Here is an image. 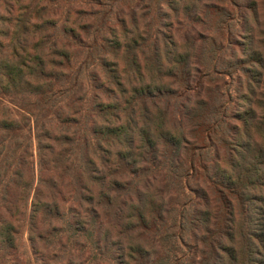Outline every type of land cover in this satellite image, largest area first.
<instances>
[{"label":"trees","instance_id":"16d2710c","mask_svg":"<svg viewBox=\"0 0 264 264\" xmlns=\"http://www.w3.org/2000/svg\"><path fill=\"white\" fill-rule=\"evenodd\" d=\"M166 1L173 13L179 2L193 4L189 15L203 6L201 0ZM227 1L232 0H214L209 8L225 12ZM39 2L0 0V249L8 248L14 262H21L15 235L22 234L29 211L32 250L42 264H59L51 249L61 250L63 236L48 233L61 231L68 213L77 232L97 234L98 242L91 241L94 264L111 257L117 264H264V90L255 106L249 99V109L235 113L243 130L234 126L231 154L222 166L212 136L220 124L212 120L205 126L202 92L192 100L189 87L180 94L174 87L190 75L195 56L167 42L166 34L164 42L158 35L146 45L139 33L141 22L146 31L152 25L145 22L146 11L127 6L131 17L121 20L118 34L101 19L93 28L81 24L73 2L74 21L60 16L59 0ZM99 14L105 23L108 11L101 8ZM91 29L95 49L113 53L112 60L103 59L110 66L102 74L105 96L95 99L92 119L81 108L76 75L61 70L71 66L74 45L88 41ZM250 46L258 53L256 73L264 76V42L260 49L255 40ZM210 49V56H200L206 62L199 57L198 64L218 61ZM182 96L179 119L169 107ZM206 141L214 168L206 159ZM172 189L182 201L169 210ZM152 234L164 235L167 255L152 254ZM190 241L197 243L193 253ZM65 261L73 263L72 255Z\"/></svg>","mask_w":264,"mask_h":264},{"label":"rangeland","instance_id":"374dc122","mask_svg":"<svg viewBox=\"0 0 264 264\" xmlns=\"http://www.w3.org/2000/svg\"><path fill=\"white\" fill-rule=\"evenodd\" d=\"M46 1L40 0L39 4L43 5ZM218 1L220 2L221 0ZM72 2L76 6L78 5V10L82 17L81 24L91 25V28H93V24L98 23V25H101L99 22V19H101L102 26H105V24L106 26L110 25L118 34L123 32V28H121L122 26L120 25L122 22L121 20H127L131 17V14L127 13V10L130 11L131 7H133L139 12L142 9L146 11L145 22L149 21L152 24L146 31L143 27L144 22H141L142 19L140 17L138 19L139 23L141 22L139 33L145 35L147 39L146 45L152 46L155 43L152 41H154L158 35L160 41L164 42L162 34H166L165 40L167 42H172L174 40L185 47V52L191 53L193 57L195 56L190 75L182 82H177L176 80L174 87L178 88L179 94L183 89L185 90L189 87L188 92H190L189 95L192 100L194 99V94L202 92L201 96L208 105L205 111L206 117L204 124L206 126L208 123V125H210L212 120L219 121L220 126L216 127L214 133H212V131L215 127H211L208 133H212L214 137L213 141L218 145L217 148L221 165L226 166L229 155L231 154L232 145H230V143L234 135V126L236 125L243 130L242 124L236 119L235 113L244 114V112L249 109V99L252 100L253 106H255L257 103L256 101H261L259 100L261 98L260 95L264 90V76L256 73L260 68L256 59L258 53L252 50L250 46L252 40H255L258 47L260 43L264 42V0L227 1L224 5L226 7L225 12L209 8L211 4H215L213 3L214 0H208V2L206 0H201L203 3L202 9L190 15L187 14V12L193 8L191 2L185 5V7L184 2H179L178 5H175V11L173 13L165 7L166 0H59V4L61 5L59 11L60 16H64L65 18L68 17L71 21H74L75 11ZM114 2H117L118 5L114 6V4H116ZM48 4L50 5L51 3ZM112 5L113 7L111 9ZM127 6H129L130 9ZM101 8L108 11V17L105 23H103L104 21L100 14L99 16L96 15ZM147 9H149L148 12ZM110 10L114 12V15L110 13ZM118 13L120 14L117 15ZM166 13H168L166 15L168 16L167 18L163 15ZM166 22L171 24V26L164 27ZM71 25L77 28V24ZM78 30L77 28L76 31ZM94 36L95 31L91 29L88 41L82 39L84 40L82 43L77 42L74 45L75 47L72 49L74 57L71 60V66L68 67L65 65L61 68V70H72V73L76 75L80 83L79 92L82 99L81 108L85 110L86 114L89 113L91 119L94 118V114L97 113V110L94 108V103L97 101L95 99L105 96L103 89L106 83L102 78V74L107 75V70H109L108 68L110 66H105V60L103 59H113V53L110 48L103 49L97 46V49H95V45L93 44ZM188 39L191 42H189ZM203 39H206L207 43H201ZM210 39L216 40L217 43L215 45L212 44ZM208 47L211 48L210 50L217 51L212 55L219 59L215 62L209 61V58V62L205 66H202L197 63V59L203 52L208 56L211 55L209 50L206 52ZM261 50L264 54V48ZM178 52L179 51H175V53ZM102 53H104V55ZM231 55L234 56L232 57ZM116 59L117 57H115L114 60ZM201 59V61L206 62L205 60L207 58ZM230 62L234 64L229 65ZM92 73L100 75L101 79L94 81V79H92ZM183 97L184 96L172 98L171 106L169 107V113H174L176 117L179 116V119L181 116L183 117L181 114L183 113V109L181 108L184 100ZM61 98L64 100L63 97ZM188 105L194 106L195 104L192 101L189 102ZM257 110L258 114H260V110ZM214 111L215 113H213ZM50 116L53 117L52 114H50ZM183 120L184 132L187 133L189 130V119L186 117L183 118ZM224 132H226L227 135L222 138ZM204 144L208 149V153L206 154L208 164L214 168V153L209 147L211 144L209 141H206ZM34 154L35 160H37L36 152H34ZM238 159L237 157V160ZM37 168L36 161V172ZM213 168L212 171L214 170ZM187 193L192 199H199L196 194L191 193L189 189H187ZM181 201L182 199L177 196L175 189H172L167 192L166 209L170 210V206H176L178 203H181ZM171 215L172 214L168 215L167 219L170 220ZM28 221L29 211L26 212V221L24 222L22 234L20 236L15 235L18 245L16 254L21 261L19 264H42L40 256L38 253L34 252L31 247L28 233ZM60 230L61 231L53 230L48 233L63 236L62 244L64 243V246L61 250L58 248L51 249V253L56 254L58 260H60L59 264H70L65 261L68 260L69 254L72 255L74 261L71 264H94L96 251L91 241L98 242L95 231L92 230L93 237L88 234L82 235L80 232H77L73 226V222L68 220V213L63 219V225ZM163 236L162 234L158 236L152 234L150 237L151 239L149 238L153 245L152 254L157 257L167 255L164 250L168 248V245H165V241L162 240ZM196 244L197 243L190 241V246L192 247L191 253L194 252ZM180 251H178V256L184 257V254ZM78 256L80 257L78 258ZM173 256L174 253L171 255V258ZM196 257L198 258V256ZM0 264H17L9 255L8 248L0 249ZM101 264L117 263L114 258L111 257L108 260L103 259Z\"/></svg>","mask_w":264,"mask_h":264}]
</instances>
